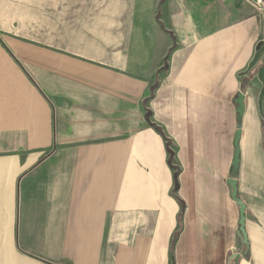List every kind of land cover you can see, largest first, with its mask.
<instances>
[{"label":"crops","instance_id":"1","mask_svg":"<svg viewBox=\"0 0 264 264\" xmlns=\"http://www.w3.org/2000/svg\"><path fill=\"white\" fill-rule=\"evenodd\" d=\"M0 32V264H264L255 1L0 0Z\"/></svg>","mask_w":264,"mask_h":264},{"label":"water","instance_id":"2","mask_svg":"<svg viewBox=\"0 0 264 264\" xmlns=\"http://www.w3.org/2000/svg\"><path fill=\"white\" fill-rule=\"evenodd\" d=\"M255 1V0H253ZM263 14H264V8H263ZM261 58V59H260ZM258 60H260L261 65L258 70L257 77L259 81L262 83V90L260 93V106H262V102L264 100V40L261 41L257 47H256V54L253 58V61L251 63V67L257 64ZM236 105L238 106V127L236 131V137H235V157H234V162H233V174L232 178L228 182V184L232 188V198L233 200L238 204L240 208V221H239V233L238 236L242 239L243 245H245L248 248V239L246 235V230H245V222H246V205L238 198V186H237V176H238V171H239V164H240V148H239V141L241 139L242 135V118L244 116L245 112V95L243 93H239L237 99L235 100ZM238 256L236 255L235 257H232V260L237 261Z\"/></svg>","mask_w":264,"mask_h":264},{"label":"built area","instance_id":"3","mask_svg":"<svg viewBox=\"0 0 264 264\" xmlns=\"http://www.w3.org/2000/svg\"><path fill=\"white\" fill-rule=\"evenodd\" d=\"M260 9L264 8V0H255Z\"/></svg>","mask_w":264,"mask_h":264},{"label":"rangeland","instance_id":"4","mask_svg":"<svg viewBox=\"0 0 264 264\" xmlns=\"http://www.w3.org/2000/svg\"><path fill=\"white\" fill-rule=\"evenodd\" d=\"M261 10H263V9H261ZM7 35H5V34H3V33H1L0 32V42H3V40H4V38L6 37ZM261 59V58H260ZM258 62H259V60H258ZM258 62H257V64H258ZM259 67H260V65H259Z\"/></svg>","mask_w":264,"mask_h":264}]
</instances>
